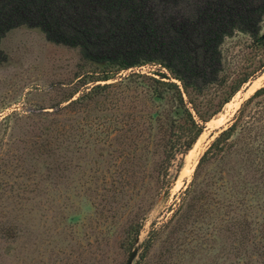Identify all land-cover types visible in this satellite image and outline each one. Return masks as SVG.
<instances>
[{
    "label": "trees",
    "instance_id": "16d2710c",
    "mask_svg": "<svg viewBox=\"0 0 264 264\" xmlns=\"http://www.w3.org/2000/svg\"><path fill=\"white\" fill-rule=\"evenodd\" d=\"M263 19L264 0H0V41L18 27L37 29L47 42L77 49L90 68L79 80L88 78L92 87L76 99L74 91L66 106L46 114L75 113L121 82L136 93L132 112L114 127L123 134L116 139L122 151L113 152L124 158L130 149L131 165L139 153L145 174L133 181L130 166L112 176L109 189L113 199L128 194L135 208L122 241L128 259L146 214L169 196L205 125L264 72L262 63L231 76L222 52L225 40L237 34L263 49ZM5 61L0 49V64ZM145 65L158 69L151 75L119 76ZM131 133L140 138L138 144ZM78 136L77 129L66 138L74 145ZM138 184L140 192L134 191ZM181 195L179 208L163 227L174 221L177 234L191 221L196 235L203 236L205 229L213 242L231 240V264H264V86L241 103L231 124L211 141ZM160 235V230H150L136 264H147ZM177 253L186 255L181 248Z\"/></svg>",
    "mask_w": 264,
    "mask_h": 264
},
{
    "label": "rangeland",
    "instance_id": "374dc122",
    "mask_svg": "<svg viewBox=\"0 0 264 264\" xmlns=\"http://www.w3.org/2000/svg\"><path fill=\"white\" fill-rule=\"evenodd\" d=\"M260 35L264 36V19ZM0 49L6 55L0 64V264H127L122 241L135 208L128 194L113 199L109 189L112 176L130 166L133 181L145 174L139 153L131 165L127 160L130 149L124 158H116L113 152L122 151L116 139L123 131L114 127L132 112L135 91H126L121 82L75 113L65 109L50 116L46 112L61 110L74 91L76 99L92 87L88 78L79 80L90 68L78 50L49 43L39 30L26 27L10 30L0 41ZM222 52L226 73L231 76L241 68L264 63V48H257L242 34L226 39ZM156 69L145 65L119 76L131 72L151 75ZM263 86L261 72L205 125L191 149L193 157L188 161L189 152L184 157L169 196L146 214L129 264L137 263L153 227L161 235L147 264L234 263L230 239L213 242L210 231L201 229L204 235L197 234L201 238L195 240L199 232L191 229V221L183 226L185 232L177 234L173 233L174 221L163 226L179 208L199 157L231 124L241 103ZM77 129L78 142L69 144L66 135ZM57 132L65 136L58 137ZM130 135L138 144L136 133ZM187 166L188 171L182 172ZM137 189L140 192L139 184ZM69 217L78 220L69 222ZM188 231L194 234L188 236ZM180 248L186 255L177 253Z\"/></svg>",
    "mask_w": 264,
    "mask_h": 264
},
{
    "label": "bare ground",
    "instance_id": "6f19581e",
    "mask_svg": "<svg viewBox=\"0 0 264 264\" xmlns=\"http://www.w3.org/2000/svg\"><path fill=\"white\" fill-rule=\"evenodd\" d=\"M196 145V144H195ZM195 145H194V147H195ZM193 157V154H192V150L188 153V155H187V159H188V161L191 159ZM186 171H188V166L182 171V172H185L186 173Z\"/></svg>",
    "mask_w": 264,
    "mask_h": 264
},
{
    "label": "water",
    "instance_id": "95a60500",
    "mask_svg": "<svg viewBox=\"0 0 264 264\" xmlns=\"http://www.w3.org/2000/svg\"><path fill=\"white\" fill-rule=\"evenodd\" d=\"M131 254H132V251H131ZM131 254H130V257H129L128 261H127V264H129V261L131 260V257H132Z\"/></svg>",
    "mask_w": 264,
    "mask_h": 264
}]
</instances>
